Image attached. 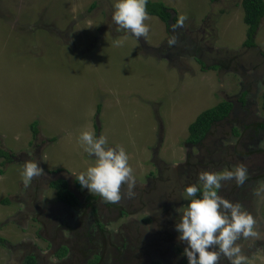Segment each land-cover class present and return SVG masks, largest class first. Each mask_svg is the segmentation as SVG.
Returning <instances> with one entry per match:
<instances>
[{
  "label": "rangeland",
  "instance_id": "1",
  "mask_svg": "<svg viewBox=\"0 0 264 264\" xmlns=\"http://www.w3.org/2000/svg\"><path fill=\"white\" fill-rule=\"evenodd\" d=\"M152 1L174 9L177 24L170 30L172 24L169 29L148 15L149 32L142 38L149 46L160 47L148 55L151 51L134 36L116 30L111 21L113 0H0V146L11 157L6 162L0 158V238L21 247L30 239L45 246L34 234L39 222L21 208L26 200L21 197L20 176L25 153L37 151L39 145L37 163L53 172L51 177L63 175L75 181L73 175L93 163L78 145V134L95 129L108 146L125 149L135 179L147 175L159 184L158 191L157 187L152 191H157L152 205L161 203L163 209L166 204L177 209L186 203L182 189L197 183L200 171L220 172L243 163L248 172L245 183L223 180L218 194L239 202L254 217L257 236L248 238L246 247L252 256L264 257V202L253 195L257 182L264 181V132L257 129L264 121V95L254 90L257 81L264 84V23L253 47L245 49L240 48L246 40L242 0ZM181 16L183 23L178 24ZM171 37L175 43L186 41L185 48L169 45ZM114 40L121 41L119 46ZM211 43L215 48L204 50V56L202 49ZM220 49L228 58L213 68V53ZM248 74H255L257 81L248 82L245 95L239 81ZM235 99L244 104L226 117L229 125L230 118L237 122L232 127L238 134L218 123L198 149L186 144L188 126L201 112L221 101L233 104ZM159 166L162 175L156 179ZM48 195L57 196L56 191ZM174 213L173 223L168 221L169 211H161V216L174 225L179 215ZM145 217L130 212L108 226L114 244L121 239L126 243L124 252L109 254L105 264L180 263L174 259L183 251L177 237L158 256H148L153 234L140 240L138 232L137 236L132 232L150 227ZM173 231L176 235L174 227ZM163 239L171 235L164 233ZM9 259L10 251L0 243V264ZM219 264L228 262L221 256Z\"/></svg>",
  "mask_w": 264,
  "mask_h": 264
},
{
  "label": "clouds",
  "instance_id": "2",
  "mask_svg": "<svg viewBox=\"0 0 264 264\" xmlns=\"http://www.w3.org/2000/svg\"><path fill=\"white\" fill-rule=\"evenodd\" d=\"M146 3L147 0H113L111 21L117 26L116 30L136 38L146 36L149 32V25L145 23L149 19ZM183 20L184 16H181L178 24ZM113 43L119 46L121 41L114 40ZM174 43L175 37H171L168 44ZM77 143L93 160L83 171L73 175L81 188L108 203L122 199V185L126 187V196L134 195L132 189L136 180L122 146H108L106 137L97 136L94 129L81 130ZM28 155L31 157L32 154ZM21 169V182L25 187L33 177L43 174L35 159L25 160ZM247 179V167L237 163L220 172L202 170L198 173L197 183L183 187L181 195L186 203L175 209L179 215L174 230L178 234L177 240L184 244L182 255L187 264H219L221 256L228 264H247L249 258L237 241L257 236L256 221L239 202L218 194L221 181L233 180L237 185H243ZM253 195L264 202V181L257 182Z\"/></svg>",
  "mask_w": 264,
  "mask_h": 264
},
{
  "label": "flooded vegetation",
  "instance_id": "3",
  "mask_svg": "<svg viewBox=\"0 0 264 264\" xmlns=\"http://www.w3.org/2000/svg\"><path fill=\"white\" fill-rule=\"evenodd\" d=\"M184 42L186 41H180V44L176 48H173L183 49L182 47L185 45ZM144 46L145 45H142L143 48ZM166 50L168 51V48H166ZM201 61L202 60L198 61V63ZM248 75L249 76L247 77L250 78L249 81H253L254 79V82L257 81V78H254L255 74ZM240 104L241 103H238L236 99L233 100V104H231L230 109L231 114L237 111ZM243 104L244 103H242L241 106H243ZM228 120L229 118L227 119V117H225L219 121H215V123L211 125L204 139L200 143L190 146H195L196 148L202 146L201 143L203 144L204 140L209 137V133L218 123L221 125L222 123H225L229 126L228 128H230V131L234 130L236 127H232V124L235 125L237 122L233 120V118H230L229 125L227 122ZM257 129L263 131L260 128ZM253 135L254 133L251 132L249 136ZM37 147L39 148V145H37ZM38 148L35 149L37 151H33L31 149L27 151L25 153L26 157L23 159L37 160L35 155L37 154L38 156V153L40 152V149ZM238 149L239 147L236 148V151ZM29 153L32 154L31 157L28 155ZM199 156H201V154L196 155L195 157L197 158ZM39 166L42 168L41 164H39ZM180 167L183 170V165ZM169 169L174 171L172 166ZM182 170L180 175L183 173ZM161 175L162 168L159 166V174L156 175L155 178L159 179ZM45 176L46 174L43 170V174L38 177H33L31 184L27 187L23 184L21 185V197L24 199L26 198L25 201L22 200V211L23 213L27 212L28 217L32 219L34 218L35 221L39 222V227L34 234L35 237L38 238L45 246L37 245L30 239L28 245L21 247L19 245H12L6 239L0 238V243H2L3 247H7L10 251V259L4 262V264H105L109 259V254L117 255L119 252L122 254L124 252V244L126 243L125 240L121 239L119 245L117 243L114 244L115 241L111 233L112 230L109 229L108 226H111L112 222L130 212H133L134 215L141 213L145 214L146 217L143 220H149L151 223L150 227H142L137 229V231L133 230V228L131 229L133 230V235L135 234L137 236L138 232L140 240H143L150 234H153V237L150 238L149 242L150 250L146 251V253L151 254V258H153L156 254H160L159 251L165 249V246L169 247V245L177 237V234L175 235L173 233L174 225L172 224L174 219L173 214H175V209L172 207L175 205L170 206L166 204L165 209L162 208L163 204L161 203H158L155 206L152 205V200L155 201L153 198L159 189V184L157 183L156 185V183H154L151 178L149 179L147 175V179L145 178L146 176L142 180L135 179L136 184L134 186L135 190H132L134 193L132 197L125 195L126 187L122 185L121 193L123 200L121 199L116 203L103 202L98 195L96 197H92L86 189L81 188L78 183H75L74 180H70L67 177L63 178L61 176H56L46 179ZM60 179L63 180L61 181ZM56 182L65 183L66 192H69L73 199L71 201L58 199L57 205L59 207L63 206L64 209L61 210V213H57L55 218L54 214H52L50 218L47 219L46 209L48 210V207L43 203L44 190L46 188H55L53 183ZM155 189L157 191L152 192L155 191ZM55 191L57 195L56 188ZM129 203L134 204V207L129 209ZM49 206L50 210H55L53 206ZM25 208H30L31 210L27 211ZM164 210L170 212L168 221L172 220L171 224L168 221H165L161 216V211ZM26 220L24 226L20 228L23 233L26 232L27 229ZM163 224H165L166 227H163ZM168 226H171L170 229L167 228ZM164 233L170 234L171 239L164 240ZM118 237L121 238V236ZM252 239L254 240L255 238ZM109 240L114 247H110ZM239 243L242 245L243 253L247 257L252 256L246 247L249 244L248 239L242 240ZM103 246H105V248ZM179 248L182 250L184 248V244H181ZM170 251L171 250H169V252ZM122 257L123 256H120L121 260ZM174 259H181L179 264H183L186 260L182 253L176 257L174 256ZM160 260L158 259V262ZM164 264L167 263L164 262Z\"/></svg>",
  "mask_w": 264,
  "mask_h": 264
},
{
  "label": "trees",
  "instance_id": "4",
  "mask_svg": "<svg viewBox=\"0 0 264 264\" xmlns=\"http://www.w3.org/2000/svg\"><path fill=\"white\" fill-rule=\"evenodd\" d=\"M210 1L215 2L216 0ZM241 6L244 13L243 21L248 27L246 32V40L242 43V47H253L254 36L258 30L262 18L264 17V0H242ZM145 7L148 15L158 17L161 21L164 22L166 27L169 28L170 24H172L173 27L171 29L169 28L170 30H172L177 24L175 10L169 8L162 2L147 0ZM230 109L231 104H229L228 102H221L215 107L201 112L196 117V119L188 126V137L186 140V144L193 145L200 143L209 131L211 125L215 123V121H219L228 116ZM99 111L100 106L97 105L96 112L98 113ZM258 128L264 131V122L259 123ZM32 129L34 131L33 136H35V125H33ZM234 133L238 134L236 129H234ZM0 158H2L4 162L11 159V157L7 154L6 151L1 148V146ZM53 186L57 189V197L59 199H65L68 201H71L73 199L72 195L69 192H66L65 183L56 182L53 183ZM197 195H199V193ZM6 203H8V201ZM147 254L148 256L151 255L149 253ZM153 264L158 263L154 262ZM183 264H187V261L185 260Z\"/></svg>",
  "mask_w": 264,
  "mask_h": 264
},
{
  "label": "crops",
  "instance_id": "5",
  "mask_svg": "<svg viewBox=\"0 0 264 264\" xmlns=\"http://www.w3.org/2000/svg\"><path fill=\"white\" fill-rule=\"evenodd\" d=\"M242 7V6H241ZM243 16H244V13H243ZM243 23H244V21H243ZM264 23V17L262 18V20H261V23H260V25H262ZM244 25L246 26V32H247V25L244 23ZM259 25V26H260ZM255 43V42H254ZM180 43H175L174 44V47H177L178 45H179ZM182 46H183V43H182ZM185 46L186 45H184L182 48L184 49L185 48ZM150 48V50L149 51H151V53H147L148 55H150V54H152V52H157V50L158 49H160V47H151V46H149L147 43L145 44V46H144V49L145 48ZM178 48H180V47H178ZM213 48H215L214 47V43H211V46L209 47V46H206L205 47V49H202V54L205 56L206 55V53L204 52V50H207V51H209V52H212V49ZM240 48H250V47H242V45L240 46ZM167 51V50H166ZM228 51V50H227ZM231 51V50H230ZM167 52H169V51H167ZM215 53H213L214 55V57H213V61H214V63H215V65L213 66V68H217L218 66H219V64H221L222 62H226V60H227V58H228V55L227 54H225V57L222 55V53L221 52H223V50L222 49H220V52H218V51H214ZM210 54H212V53H210ZM221 54V55H220ZM166 60V59H165ZM200 63H202V65L204 66V63H203V61H201ZM220 67H221V65H220ZM247 78V77H246ZM246 78H244L243 80L244 81H239V83H240V85L241 86H243V91H242V93H245V95H247V93H249L248 92V90H249V80H245ZM264 81V80H263ZM258 85H260V86H258ZM263 85V86H262ZM254 90H255V93H259V92H261V93H263V95H264V84H263V82L260 84V83H258V81H257V84H255L254 85ZM244 96V95H243ZM221 102H224V101H221ZM241 104L243 103V100H241V102H240ZM241 104L239 105V108L241 107ZM196 119V118H195ZM262 122H264V121H262ZM259 123H261V122H259ZM258 123V124H259ZM257 127H258V125H257ZM95 130V129H94ZM242 132H243V129H242ZM263 132V131H262ZM95 133H96V131H95ZM53 141V140H52ZM42 169L44 170V168L42 167ZM44 172H45V174L46 175H49L50 176V174H54L53 172H47V171H45L44 170ZM59 173V172H58ZM61 173H65V172H61ZM64 175H67V176H69L70 178H71V175L70 174H68V173H65ZM56 176H59V175H54V176H52V177H56ZM63 176V175H62ZM61 176V177H62ZM51 177V176H50ZM64 178V177H63ZM61 181L63 180V179H60ZM71 180H73L72 178H71ZM49 191H53L54 193H55V188H46L45 190H44V196H43V203H44V205H46L47 207H48V210L46 209V217H47V219H49L50 218V216L52 215V214H54V218H55V216H56V214L57 213H61L62 211L61 210H63L64 209V207L62 206V207H59L58 205H57V201H58V197L57 196H54V197H52V199H50V197L52 196V195H48V193H49ZM55 197H57V199L55 198ZM55 198V199H54ZM47 200V201H46ZM49 200V201H48ZM9 203H11V201H8V205H9ZM5 205V204H4ZM3 205V206H4ZM49 205H51V206H53L54 208H55V210L53 211V210H50V206ZM256 256H258V255H253L251 258H249L248 259V262H247V264H254V263H256V261L258 262V263H264V257H260V258H257Z\"/></svg>",
  "mask_w": 264,
  "mask_h": 264
},
{
  "label": "water",
  "instance_id": "6",
  "mask_svg": "<svg viewBox=\"0 0 264 264\" xmlns=\"http://www.w3.org/2000/svg\"><path fill=\"white\" fill-rule=\"evenodd\" d=\"M136 38V37H135ZM137 40H139L140 41V43H141V45H145V43H144V39L141 37V38H136ZM147 49V51H149L150 50V48L148 49V48H145V50Z\"/></svg>",
  "mask_w": 264,
  "mask_h": 264
},
{
  "label": "bare ground",
  "instance_id": "7",
  "mask_svg": "<svg viewBox=\"0 0 264 264\" xmlns=\"http://www.w3.org/2000/svg\"><path fill=\"white\" fill-rule=\"evenodd\" d=\"M242 92V91H241ZM51 253V252H50Z\"/></svg>",
  "mask_w": 264,
  "mask_h": 264
}]
</instances>
